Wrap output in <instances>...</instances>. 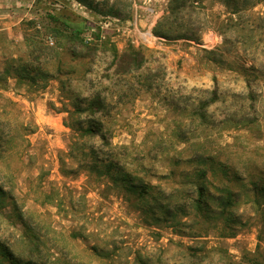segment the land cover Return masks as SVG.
Returning a JSON list of instances; mask_svg holds the SVG:
<instances>
[{
	"label": "rangeland",
	"instance_id": "1",
	"mask_svg": "<svg viewBox=\"0 0 264 264\" xmlns=\"http://www.w3.org/2000/svg\"><path fill=\"white\" fill-rule=\"evenodd\" d=\"M170 1L36 0L26 50L0 32L44 102L0 96V264H264V0L187 3L166 38Z\"/></svg>",
	"mask_w": 264,
	"mask_h": 264
},
{
	"label": "crops",
	"instance_id": "2",
	"mask_svg": "<svg viewBox=\"0 0 264 264\" xmlns=\"http://www.w3.org/2000/svg\"><path fill=\"white\" fill-rule=\"evenodd\" d=\"M34 2L36 0H0V32H6L7 39L13 44L19 45L23 50H26V47H22L21 44L23 39L21 23L28 16L33 18L35 13ZM22 5H26V7H22ZM4 51H7L5 47L0 46V96H12V99L19 102L23 98V101H28V104L31 103L33 110H39L44 104L43 99L31 101L21 94L22 87L24 88L27 83L34 85L30 78L22 75L21 67L18 65L20 64L18 59L22 56L20 53L9 52L6 54L7 52L4 53ZM5 56L7 58H2ZM31 69L33 68L31 67ZM38 72L39 68H36L35 74ZM51 80L53 79L51 78Z\"/></svg>",
	"mask_w": 264,
	"mask_h": 264
},
{
	"label": "trees",
	"instance_id": "3",
	"mask_svg": "<svg viewBox=\"0 0 264 264\" xmlns=\"http://www.w3.org/2000/svg\"><path fill=\"white\" fill-rule=\"evenodd\" d=\"M236 1L237 2H236V6L234 8L233 13H237V12H240L243 9H245L243 7V5H239V2H241L243 0H236ZM187 3H190L189 4V7H192L193 9H196V8H199L200 7L199 6L200 5V1L199 0H171L170 1L169 9L171 10L170 11L171 14H176V15L173 18V20H171V21H170V18L169 17L164 16L163 19L161 20V22L158 24L155 34H157L159 36L166 37V38H169V37H172L173 36V35H171V33H169L168 31H164L160 27V26H162L161 24H162V21H164V19H166L167 21H169L173 26H176V27H183V26H185L186 23H184V21H185L184 18L186 16V14H185V16L182 15V9H185L186 8ZM188 17L190 18L189 15H188ZM181 23H184V24H181ZM74 30L75 31L73 33L76 35V38H78L79 42L82 43L83 46L88 45L89 42L84 37H82L83 31H82L81 27L80 28H76ZM196 34H198V33L184 34L182 37H178L177 39L184 38V39H189V40H197L196 39ZM18 65H19V67H21L20 69H21L22 75L24 77L30 78L32 80V82L35 83V81H36L35 76L31 74V72H32L31 65L30 64L28 65V62L27 63H24V64H18ZM40 71L41 70L39 69V72L36 73V74H40ZM90 130H94V129H90ZM136 186L137 185H134L133 188H135V189L138 188Z\"/></svg>",
	"mask_w": 264,
	"mask_h": 264
},
{
	"label": "built area",
	"instance_id": "4",
	"mask_svg": "<svg viewBox=\"0 0 264 264\" xmlns=\"http://www.w3.org/2000/svg\"><path fill=\"white\" fill-rule=\"evenodd\" d=\"M52 42V41H51ZM53 43V42H52Z\"/></svg>",
	"mask_w": 264,
	"mask_h": 264
}]
</instances>
